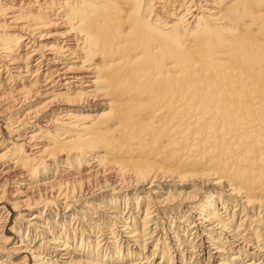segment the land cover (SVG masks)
Returning <instances> with one entry per match:
<instances>
[{"label":"bare ground","instance_id":"bare-ground-1","mask_svg":"<svg viewBox=\"0 0 264 264\" xmlns=\"http://www.w3.org/2000/svg\"><path fill=\"white\" fill-rule=\"evenodd\" d=\"M108 169L146 201L123 220L118 198L101 202L138 249L114 264H147L144 242L171 203L177 233L235 253L221 264H264V0H0V264H56L48 249L57 264H113L87 242L72 259L68 243L56 253L55 238L37 246L40 234L3 225L36 224L23 215L34 194L66 204ZM169 188L181 192L165 201ZM227 202L245 212L236 227ZM219 235L229 246L215 247Z\"/></svg>","mask_w":264,"mask_h":264},{"label":"rangeland","instance_id":"rangeland-1","mask_svg":"<svg viewBox=\"0 0 264 264\" xmlns=\"http://www.w3.org/2000/svg\"><path fill=\"white\" fill-rule=\"evenodd\" d=\"M112 171L113 172H111V169L102 170L98 174L99 177L97 175H95L96 177L95 176L91 177L92 180L90 178V181H91L90 183L88 182L89 179H88V181L87 180H83V182L81 181L80 182L81 184L78 182V184L76 185V187L74 189V192H72V190L68 191V193L70 194L69 197H73V198L70 199L69 201H66L67 202L66 204H64L63 203L64 201L61 200L59 197H56L55 193L51 194L47 190L41 191L40 193H36V194H34L35 196H33V201L35 199H36V201H37V199H38V201L40 199V201L39 202L37 201V205L35 204L33 209L32 208L29 209V212L23 213L24 220H30V218H32L33 216L36 217V219L34 221L30 220V221H32V223L37 222L36 224H34V225L23 224L22 217H19V218H21V219H19L17 217L15 218L13 216L14 217V220H13V217L11 216L9 219L6 220L7 217L4 215L3 217H5V221L3 220V222H4L3 225L4 226L7 225L8 228L9 227H13V228L15 227L14 230L15 231L19 230L20 232L18 231V233H20L21 237H23L25 235H29V236L33 235L34 236L35 234H40L41 235L40 237L44 238V240H43L44 242L40 241L39 236H37L35 239V245H37V246L40 244V242H41V244H44L47 242L45 239V236H47L46 238L48 241L51 240L52 237L55 238V240L53 242L56 243V245H50V246L56 247L55 249L58 250V251H55L56 253L57 252L63 253L64 251H60V250H61V248L64 247L65 243H68L67 246L71 250H67L66 252H68L69 255H73L72 249L76 250L77 253L81 254L82 251L79 250V248H80L79 246H81L82 244H86L85 242H87V244H89L91 246L90 249L92 251V256H94V252H96V249H97L98 252L96 254H98L99 257H101L103 255L102 256L103 260H104V257H106L109 260L111 259V261L113 260L112 261L113 264L116 261L117 262H125V254H127L128 252L130 254L132 252L133 253L138 252V249H136L134 247V245H132L131 242L127 243L126 242L127 239L125 237H123L124 235L122 233H121L122 235L119 233V231H121L120 225H122V224H119L118 226L112 224L111 221H113V219L110 218V216L114 215V214H112L110 212H112L114 210L108 209L107 207H105V205L101 204V202L105 201V202L109 203L110 198H112V197L118 198L117 200H119L121 202V204L118 208L119 216H121V218L123 220L126 218H131L134 215H136V214H133L135 211V208H138L141 211V212H139L138 217H142L144 210H145L146 201H144L142 198L139 199V196H140L139 191L136 188H134V185L137 184V181L134 179L133 176H131V177L121 176V174L119 173L118 170H112ZM100 175H101V177H100ZM93 178H95L96 180ZM150 182H151V180L147 181V182H143V185H141V189L144 187L150 186L152 184L154 185V183H151L150 185H148ZM158 182L159 181H157V183ZM196 184L198 185V183H195V185ZM80 186L81 187L83 186L84 189L80 190L81 189ZM165 191H167V190H165ZM190 191H191V188L186 190V193L189 192V194H191ZM86 192H88V194H86ZM92 192H94V193H92ZM117 192H119V193H117ZM178 192H181V191L178 189L172 190V188H169L166 195H168V194H173V195L172 196L168 195L167 197L164 196L165 201L170 200L171 198L178 197ZM209 193L210 192L201 193V194L199 193L197 195L199 198L197 201V205L198 204L201 205L204 200L210 199ZM90 194L91 195L93 194L92 197H88L89 199L86 198L87 199L86 201H88V200H90V201L88 203L82 202V200H84L83 196H86V195L89 196ZM211 195H214V194L211 193ZM214 196L215 197L219 196L218 190L215 192ZM79 198H80V200H79ZM130 200L133 201V203H129ZM36 201H34V202L36 203ZM126 202H127V204H126ZM98 203H100L101 205H99ZM173 204L174 203L167 205L169 208H167L165 215H162V216L160 215L158 217L159 218L158 224L155 226L153 225V227H152L153 229L151 228V231L154 230V234L152 235V238H150V236H149L148 237L149 240L144 242L146 245L144 246L143 256H147V259H146L147 264H158V263L159 264H201V263L207 264L209 262L208 259L210 258V256H213L215 258L213 262L210 260L212 264H221V263H223L222 260L226 261V259H227L226 257L229 256L230 258H232V256L235 255V253H233L232 251L229 250V247L227 249L226 248L223 249L224 252H226V253H220V254L217 253V251H216L217 248L213 249L214 246H212V244H214V243L211 242L212 238L208 239L206 237V238H201V240H200V238L193 239L194 235L191 236V232H188L184 236H182L183 234L180 232L177 233V230L173 229L174 226L171 225L172 222L169 223V221L172 220V218H174V217H176V215H178L176 213V211H174V209L171 208V206ZM136 205H137V207H136ZM233 205H235V206H233ZM220 208H223L225 211H227V214L229 215V216L228 215L227 216L229 218H231L232 215L237 217L233 221L234 227L239 225L240 218H241V220H243L245 218V217H243L245 212H241L240 210L238 212H236V211L234 212V210L236 209V204H234V203H231V202H227V204L224 203L221 207H219V209ZM130 209H134V210H132V213H131ZM129 211H130V213H129ZM88 213H90V214H88ZM93 216H94V218H93ZM37 218H38V220H37ZM218 219L220 220L219 216H217V220ZM18 220H20V221H18ZM40 221H41V223H40ZM193 221L195 222V225H198V223L194 217H193ZM5 222H7V223H5ZM42 222H43V224H42ZM98 224H99V226H98ZM12 225H15V226H12ZM17 225L20 227H17ZM138 225L141 226V223ZM101 227H103V228H101ZM46 228H48V232L46 231ZM104 233H105V235H104ZM17 236H18V234H17ZM20 236H19V238H20ZM220 238H221V242L219 244L215 245V247H221V246L227 247V246H229V243H228L229 239L226 241V239L222 238V236H220ZM32 239H33V237H32ZM81 239H83V241ZM101 239L103 241H101ZM56 241L58 242V244ZM97 241H99V243L96 244L95 242H97ZM112 243L113 244L117 243V244L116 245H110ZM236 245H239V244H235V246ZM45 246L46 247H44L43 249L50 247L46 244H45ZM114 246H117V249H118V250H116L117 251L116 254H114V252L112 250L113 248L115 250ZM235 246H231V249L236 250L237 246L236 247ZM222 247H221V249H222ZM155 249L157 251L154 254L153 250H155ZM199 250H203V252L201 253V252H199ZM48 251L50 252V255H49V257L46 256V258H52V261H54V263L55 262L58 263V261H56L57 256L56 255L54 256V253L52 252V250L48 249ZM161 251H164L165 255L167 257V260H165L164 263H161V260H162ZM252 253H254V250H251L250 254H252ZM111 255H113V256H111ZM78 256L79 255H77V256L73 255L72 259H76V257H78ZM122 258H123V261L121 260ZM142 258H144V257H141V259ZM102 259H99L98 262L99 263L102 262ZM3 260H4V258H3ZM48 260L51 261V259H48ZM245 260L247 261V259H245ZM0 261H2V260L0 259ZM62 261H65V260H62ZM89 261L91 262L92 260H89ZM144 261L139 260V261H135L133 263L139 264V263H143ZM168 261L170 263H168ZM226 262L228 263V260ZM3 263L6 264V262H4V261H3ZM59 263H60V261H59Z\"/></svg>","mask_w":264,"mask_h":264}]
</instances>
